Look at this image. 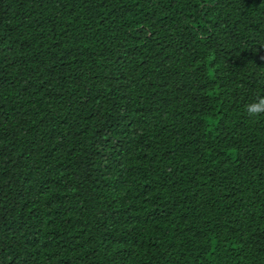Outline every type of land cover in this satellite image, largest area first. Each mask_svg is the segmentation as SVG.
<instances>
[{
  "label": "trees",
  "instance_id": "obj_1",
  "mask_svg": "<svg viewBox=\"0 0 264 264\" xmlns=\"http://www.w3.org/2000/svg\"><path fill=\"white\" fill-rule=\"evenodd\" d=\"M264 0H0V264H264Z\"/></svg>",
  "mask_w": 264,
  "mask_h": 264
},
{
  "label": "clouds",
  "instance_id": "obj_2",
  "mask_svg": "<svg viewBox=\"0 0 264 264\" xmlns=\"http://www.w3.org/2000/svg\"><path fill=\"white\" fill-rule=\"evenodd\" d=\"M244 111L251 120L264 118V94H258L252 102L246 104Z\"/></svg>",
  "mask_w": 264,
  "mask_h": 264
}]
</instances>
